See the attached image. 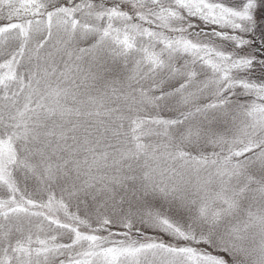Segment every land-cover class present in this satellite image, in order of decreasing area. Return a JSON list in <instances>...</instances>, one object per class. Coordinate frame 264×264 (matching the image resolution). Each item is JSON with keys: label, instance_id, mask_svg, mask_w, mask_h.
I'll list each match as a JSON object with an SVG mask.
<instances>
[{"label": "snow or ice", "instance_id": "obj_1", "mask_svg": "<svg viewBox=\"0 0 264 264\" xmlns=\"http://www.w3.org/2000/svg\"><path fill=\"white\" fill-rule=\"evenodd\" d=\"M0 264H264V0H0Z\"/></svg>", "mask_w": 264, "mask_h": 264}]
</instances>
